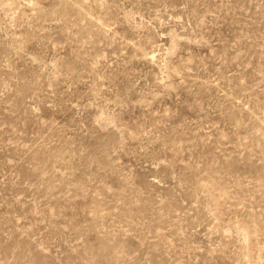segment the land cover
Masks as SVG:
<instances>
[{
    "label": "rangeland",
    "instance_id": "obj_1",
    "mask_svg": "<svg viewBox=\"0 0 264 264\" xmlns=\"http://www.w3.org/2000/svg\"><path fill=\"white\" fill-rule=\"evenodd\" d=\"M0 264H264V0H0Z\"/></svg>",
    "mask_w": 264,
    "mask_h": 264
}]
</instances>
